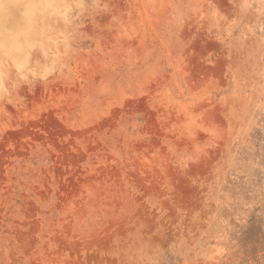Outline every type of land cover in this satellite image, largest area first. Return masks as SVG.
<instances>
[{
    "label": "rangeland",
    "instance_id": "374dc122",
    "mask_svg": "<svg viewBox=\"0 0 264 264\" xmlns=\"http://www.w3.org/2000/svg\"><path fill=\"white\" fill-rule=\"evenodd\" d=\"M11 6L0 264H264V0Z\"/></svg>",
    "mask_w": 264,
    "mask_h": 264
},
{
    "label": "bare ground",
    "instance_id": "6f19581e",
    "mask_svg": "<svg viewBox=\"0 0 264 264\" xmlns=\"http://www.w3.org/2000/svg\"><path fill=\"white\" fill-rule=\"evenodd\" d=\"M14 1H15V0H0V10H1V7L3 6L4 3L8 4L9 6H11V5H14ZM11 8H13V7L11 6ZM5 21H6V20H5L4 16L2 17V14H1V15H0V24H3ZM1 32H2V31H1ZM1 32H0V41H2V40L4 41V39H8V38H10V37L13 38V37L15 36V35L13 36V35L11 34L12 32H11L10 34H8V35L5 34L6 36H5L4 34L2 35ZM14 33H15V32H14ZM4 36H5V38H4ZM11 38H10V39H11ZM8 40H9V39H8ZM8 40H7V42H8ZM11 40H12V39H11ZM7 42H6V40L4 41V43H7Z\"/></svg>",
    "mask_w": 264,
    "mask_h": 264
}]
</instances>
